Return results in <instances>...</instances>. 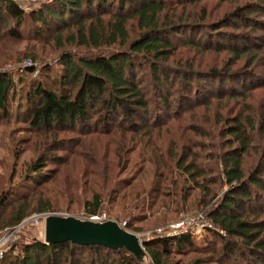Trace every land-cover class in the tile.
<instances>
[{"label": "trees", "instance_id": "16d2710c", "mask_svg": "<svg viewBox=\"0 0 264 264\" xmlns=\"http://www.w3.org/2000/svg\"><path fill=\"white\" fill-rule=\"evenodd\" d=\"M210 1L51 0L24 11L14 0H0V35L17 41L22 32H27L34 40L46 41L54 47L60 67L59 92L40 80L27 83L15 109L18 120L31 131L47 134V146H59L58 149L65 148L58 144L64 138L62 134L94 131L109 135L114 128L123 126L146 132L144 129L151 124L149 104L136 77V67L149 71L159 89L171 91L178 80V93L187 91L194 98L204 86L202 82L208 83L205 88L210 94L204 95L203 105L211 102L210 98L219 101L233 99L235 95L244 98L251 89L264 87V67L257 64L256 53L262 51L264 42L262 46L253 45L250 39H235L224 29L264 30V0L243 2L229 14L206 22ZM221 1L224 0H216ZM190 7H199L198 15L186 11ZM209 53L215 59L204 65L203 80L197 69ZM220 54H229L228 60L217 61ZM175 55L179 57L174 58ZM26 60L29 66L22 71L34 72L33 56ZM238 61H243L242 65L232 70L230 66ZM169 62L175 65L170 66ZM170 75L175 77L173 83L169 82ZM13 85L11 73L0 72V116L8 112ZM161 100L167 102L168 95ZM233 108L229 106L227 110L231 112ZM260 109L256 119L243 116L240 111L229 117L217 114L216 119L223 122L222 131L228 136V148L216 156L226 188L205 215L212 226L206 230L211 233L213 243H219L218 255L214 257L216 264L226 261L264 264V106ZM256 137L263 138L262 142L259 139L261 147L252 144ZM248 154L255 159L251 164L244 161ZM44 162L38 158L33 170L43 168ZM195 162V153L188 149L173 165L187 181L185 194L194 185L204 189L214 178L197 184L195 180L202 171ZM35 174L33 182L38 184L49 178L45 172ZM25 198L9 211L5 224L14 226L32 211L50 208L48 203H42L32 209L30 200ZM2 199L1 207L5 203ZM99 202L93 195L90 202L84 203V207L92 208L89 215L96 213ZM191 237L194 236L190 230L169 237L158 236L144 243L143 249L150 264H165L169 246L179 252L190 244ZM202 258L204 262L213 259ZM0 264L140 263L124 249L69 241L45 244L32 239L8 246L0 256Z\"/></svg>", "mask_w": 264, "mask_h": 264}, {"label": "rangeland", "instance_id": "374dc122", "mask_svg": "<svg viewBox=\"0 0 264 264\" xmlns=\"http://www.w3.org/2000/svg\"><path fill=\"white\" fill-rule=\"evenodd\" d=\"M14 1L27 11L51 0ZM247 1L255 0H224L221 3L211 0L206 7V22L229 14ZM186 11L198 15L199 7L186 8ZM224 29L229 30L232 37L235 35V39H250L253 45L262 46L264 42V30ZM26 33L22 32L17 41L0 35V72L11 73L14 81L9 93L8 112L0 116V199L3 197L5 200L2 207L0 205V236L9 231L12 234L5 242L4 250L13 243L19 245L32 239L42 241L43 218L47 214L88 219V211L92 208L84 207V203L90 202L93 195L100 201L95 215L103 217V221L109 219L119 225L125 223L128 225V228L123 226L126 230L144 234L148 240L163 235L167 225L182 217L192 219L191 227H194L202 216L212 227L205 215L226 188L216 156L228 148V136L222 131L224 124L216 119L217 114L229 117L240 111L241 115L256 119L262 111L260 107L264 106V87L251 89L244 98L241 95L221 101L210 98L211 102L203 105L204 95L210 94V90L205 88L208 83L202 82L204 86L194 98L187 91L178 93V80L177 88L171 91L159 89L149 71L136 67V77L149 104L148 121L151 124L144 129L146 132L123 126L114 128L109 135L94 131L82 135L62 134L60 136L64 138L58 144L65 145V148L58 149L59 146H47V134L31 131L16 116L17 103L30 80H40L54 92L60 90V67L54 47L46 41L34 40ZM262 47V51L256 52L257 64L264 67ZM29 55L33 56L31 67L35 70L24 73L22 68L29 66L26 60ZM214 56L209 53L203 57V62L196 68L198 77L205 80L204 65L213 63ZM227 56L229 58V54H220L217 61H227ZM177 57L179 55L174 56ZM242 63L238 61L230 68L237 70ZM20 75H23L22 80H18ZM169 78L173 83L174 75ZM165 95H168L167 102L161 100ZM229 106L234 107L231 112L227 110ZM256 138L252 144L261 147L259 139L262 142L263 138ZM188 149L195 153V165L202 171L196 183L201 184L208 177L214 178L205 184L204 189L199 190L194 185L185 194L187 181L173 165ZM38 158L45 164L43 168L33 170V163ZM244 161L251 164L255 159L248 154ZM37 172H45L49 178L41 184L35 183L33 178ZM205 189L208 191L206 194ZM22 197L30 200L32 209L42 206V203H48L50 208L43 212L32 211L19 223L8 226L5 223L9 220V211ZM213 241L211 233L204 230L199 236L191 237L190 244L184 245L179 252L172 250L174 246H169L171 249L165 257V264H216L214 257L218 255L219 243L214 244ZM205 256L213 259L204 262L202 257Z\"/></svg>", "mask_w": 264, "mask_h": 264}, {"label": "water", "instance_id": "95a60500", "mask_svg": "<svg viewBox=\"0 0 264 264\" xmlns=\"http://www.w3.org/2000/svg\"><path fill=\"white\" fill-rule=\"evenodd\" d=\"M43 240L45 244L69 241L79 245H101L111 249H124L140 264H148L143 249L148 238L122 228L114 220L92 221L72 216L47 214L43 218Z\"/></svg>", "mask_w": 264, "mask_h": 264}, {"label": "built area", "instance_id": "2783aa9c", "mask_svg": "<svg viewBox=\"0 0 264 264\" xmlns=\"http://www.w3.org/2000/svg\"><path fill=\"white\" fill-rule=\"evenodd\" d=\"M88 219L92 220V221H103L104 218L101 217V216L92 214V215H89ZM192 222H193L192 219H188V218L182 217V218L178 219L177 221L172 222L169 225H167L166 231H164L162 233L163 235H160V236L169 237V236L182 234V233H185L186 231L190 230L192 232L193 236L197 237L204 230H206V228L208 227L207 222L205 221V219L202 216L195 222V226L194 227H191ZM124 225H125V223L120 224V226L122 228H124L123 227ZM156 231L157 232H161L160 229H157ZM11 235H12L11 231H9L5 235H1L0 236V256L2 255V252L4 251L3 246H4L5 242L9 239V237Z\"/></svg>", "mask_w": 264, "mask_h": 264}]
</instances>
